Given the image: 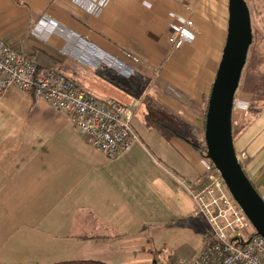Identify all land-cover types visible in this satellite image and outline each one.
<instances>
[{
    "label": "crops",
    "instance_id": "1",
    "mask_svg": "<svg viewBox=\"0 0 264 264\" xmlns=\"http://www.w3.org/2000/svg\"><path fill=\"white\" fill-rule=\"evenodd\" d=\"M91 2L0 0V39L97 98L101 85L120 90L112 99L122 104L143 98L133 122L140 143L108 157L67 114L10 89L0 98V264H187L211 239L190 191L211 168L201 152L202 116L227 40L229 0ZM186 19L197 38L173 49L171 26ZM79 39L131 66L133 76L78 61ZM239 89L260 113L235 148L247 154L245 171L264 198V72L243 73Z\"/></svg>",
    "mask_w": 264,
    "mask_h": 264
},
{
    "label": "built area",
    "instance_id": "2",
    "mask_svg": "<svg viewBox=\"0 0 264 264\" xmlns=\"http://www.w3.org/2000/svg\"><path fill=\"white\" fill-rule=\"evenodd\" d=\"M89 1L105 7L111 0ZM171 31L168 43L176 50L192 44L197 38L196 24L191 19L173 24ZM74 43L76 48L72 56L84 65L95 68L105 66L124 78L132 77L134 70L131 66L113 56L104 55L91 42L79 39ZM133 60L139 62L137 58ZM13 88L67 114L75 129L108 157L118 158L140 143L133 127L135 116L142 105L140 99H133L129 104H122L112 98L99 99L67 76L40 69L0 39V98ZM249 108L248 103L237 98L233 113L246 115ZM237 155L244 167L247 154ZM190 192L196 205L195 215L207 220L212 242L187 264H264V238L253 234L251 222L231 197L218 170L210 168L205 183Z\"/></svg>",
    "mask_w": 264,
    "mask_h": 264
},
{
    "label": "water",
    "instance_id": "3",
    "mask_svg": "<svg viewBox=\"0 0 264 264\" xmlns=\"http://www.w3.org/2000/svg\"><path fill=\"white\" fill-rule=\"evenodd\" d=\"M254 42L246 0H229L227 40L208 102L206 158L221 174L234 201L264 238V199L240 163L234 143L233 109L249 50Z\"/></svg>",
    "mask_w": 264,
    "mask_h": 264
},
{
    "label": "rangeland",
    "instance_id": "4",
    "mask_svg": "<svg viewBox=\"0 0 264 264\" xmlns=\"http://www.w3.org/2000/svg\"><path fill=\"white\" fill-rule=\"evenodd\" d=\"M246 1L248 3V6L251 11V15H252L254 42L249 50L247 64L245 66L243 73L247 74L249 73L250 70L258 69V71H261V73L263 74L264 72V0H246ZM73 78H75L76 80V77H73ZM112 78H116V76L114 75V77ZM77 83L81 87H86L82 82L80 83L78 81ZM96 90H97V96L102 99H108V98L117 99L116 97L117 94L122 93L120 90H117V89L109 91V89H106L104 85H101V88H98ZM239 92H240V89H238L237 94ZM237 98L239 101L248 103L250 108H251V105H253V102L255 101L254 99H253L254 101H252V99L250 98H242L241 95L240 96L236 95V99ZM120 102H123V101H120ZM140 102L142 103L141 105L142 107L144 104V99L143 98L140 99ZM249 113H247L246 115H248ZM234 116H235V119H238L241 115L240 116L234 115ZM242 116H245V114ZM171 123H174V121ZM247 161L248 159L245 161V164L247 163ZM211 169L216 170L215 167L214 168L211 167Z\"/></svg>",
    "mask_w": 264,
    "mask_h": 264
},
{
    "label": "trees",
    "instance_id": "5",
    "mask_svg": "<svg viewBox=\"0 0 264 264\" xmlns=\"http://www.w3.org/2000/svg\"><path fill=\"white\" fill-rule=\"evenodd\" d=\"M208 102H209V100L207 101V105L205 107V110H204V113L202 116L204 129H203V133H202L203 144L201 146V152L205 157H206V143H205V139H204V132H205L206 115H207V111H208ZM259 113H260V111L256 110L254 108V104H253V105H251L250 113L248 115L240 116L238 119H235V116H234V119H233L234 141L238 140L255 123V121L257 120V118L259 116ZM238 153H240V152H238ZM210 165L212 168H214V166L211 164V162H210ZM245 167L246 166H244V170H245ZM206 176H207V173L204 175V177L206 178ZM192 191H194V190H192ZM253 234H255V235L257 234L255 230H253ZM206 240H207L208 245H210L212 242L211 239H209V237H208ZM58 264H107V263L95 261V260H76V261H69V262H63V263H58Z\"/></svg>",
    "mask_w": 264,
    "mask_h": 264
},
{
    "label": "bare ground",
    "instance_id": "6",
    "mask_svg": "<svg viewBox=\"0 0 264 264\" xmlns=\"http://www.w3.org/2000/svg\"><path fill=\"white\" fill-rule=\"evenodd\" d=\"M253 227V226H252Z\"/></svg>",
    "mask_w": 264,
    "mask_h": 264
}]
</instances>
